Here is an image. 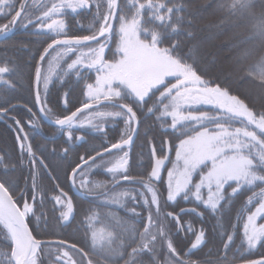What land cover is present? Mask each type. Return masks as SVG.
Wrapping results in <instances>:
<instances>
[{"label": "snow or ice", "instance_id": "6c2138e0", "mask_svg": "<svg viewBox=\"0 0 264 264\" xmlns=\"http://www.w3.org/2000/svg\"><path fill=\"white\" fill-rule=\"evenodd\" d=\"M257 4L264 9V0H220L217 8L232 17L248 16L254 21L249 39L264 40V11L257 15L254 11ZM69 11L74 16L81 11L91 14L90 34L69 33L64 19ZM184 11L181 0H125L124 7L119 0H50V5L33 20L27 0H0V17L7 19V23L0 25V34L7 35L18 24L25 29L32 25L37 34H52L51 42L39 56L40 62L49 55L50 49L60 48L64 54L79 53L67 64L68 70L75 69L77 76L82 69L95 72L94 82L85 85L86 100L82 106L70 114L56 116L52 122L65 130L66 138L71 141L74 128L91 126L95 131L103 132V125L94 120L123 121L125 130L119 140L89 157L92 161L89 168L103 169L111 177L110 195L101 193L107 197L105 203L125 207L132 216L146 221L137 227L135 223L117 219L116 223L125 235L115 243L113 232L94 226L96 214L86 213L84 223L91 233V252L77 248L75 244L65 247L63 240L38 239L30 223L34 219L38 228L39 222L46 219L43 211L45 192L37 183L39 157L21 121L11 117L18 126L19 164L24 166L27 157L31 186L27 181L23 188L16 186L14 181H0V238L4 242L0 246V264H44L45 249L51 264H96L93 255L102 257L105 264H119L120 261L123 264H234L236 257H229L227 253L234 243L236 225L231 226L233 231L230 233L221 232L222 238L226 236L225 254L217 252L212 259V250L203 256L197 255L206 244V230L203 226L196 228L190 220L182 222L181 215L190 212L203 219L204 213L197 207L200 205L215 214L222 207L221 202H231L243 189L259 190L253 191L247 204L257 196L259 200L255 210H249L244 219L241 245H246L244 251L248 253L258 246L264 247V223H257L264 218V110H254L239 95L233 94L227 76L208 77V68L201 66L196 56L197 45L183 51L179 37L184 35L191 39L194 36L190 27L185 28L186 23L190 26L192 22L186 21ZM113 32L117 42L111 58H107L105 51ZM249 54L244 50L242 56L235 58L236 63L240 64ZM40 62L35 68V104L46 119H51L54 113L46 98L50 76L43 75ZM14 71L7 63L0 66V86L15 88V83L9 79ZM243 71L247 79L264 87V56ZM41 83L45 92L43 97ZM4 103L8 106H0V117L7 116L15 108L9 101ZM203 106L214 111L204 110ZM108 107L112 110H101ZM86 110L87 118L81 119ZM27 111L36 117L32 108ZM138 113L155 116L161 129L165 132L171 129L178 143L165 138L158 152L149 138L152 145L150 170L133 176L130 174L129 148L138 132ZM169 117L170 122L167 121ZM233 122H238L239 126H234ZM28 124L34 126L31 120ZM76 139H83V136ZM112 150H116V159L106 161L105 154L112 155ZM173 150L175 159L170 160ZM67 151L65 148L64 152ZM80 159L85 158L81 156ZM166 162H171L172 168L167 171L165 182L162 170ZM39 163L44 164L42 159ZM0 166L7 172L17 165L0 155ZM77 169H80L79 173ZM88 175L80 165L73 168V187L78 178L80 188L86 189L88 194L107 187L105 182H91ZM120 181L140 188L116 191ZM165 184L166 196L161 190ZM57 188L59 193H53L49 198L54 201V210L59 206L58 221L68 222L74 214L72 198L59 185ZM204 189H207L206 196ZM145 192L151 194L150 200ZM161 196H165L163 204ZM178 198L186 202L194 200L195 205L181 208L179 212L167 211L168 203H175ZM127 201L133 205L142 204L147 215L142 217L137 207H129ZM218 225L223 228L219 220ZM176 233L190 234L193 239L185 247H177ZM71 250L79 253L80 258H75ZM243 264H264V255L246 259Z\"/></svg>", "mask_w": 264, "mask_h": 264}, {"label": "trees", "instance_id": "16d2710c", "mask_svg": "<svg viewBox=\"0 0 264 264\" xmlns=\"http://www.w3.org/2000/svg\"><path fill=\"white\" fill-rule=\"evenodd\" d=\"M46 1L44 0L42 2L39 1L37 3L31 4V1L27 0L28 11L31 14L32 19L40 16L44 8L50 5H47ZM21 2H23V0H21ZM173 2H176V0H173ZM181 2L185 5V11L183 15L185 16L186 21L191 20L192 22L190 26L186 23L185 28L190 27V29L194 32V36L191 39L184 35L179 37L182 43L183 51L187 52L192 45L198 46L196 56L198 57L201 66H206L208 68L206 73L208 77H219V74L222 73V71L232 73L235 70L236 72L238 69L237 66L239 65H237L235 62V54H237V57L242 56L244 50H248V52L251 54V57H249V59L246 58L245 63H242V65L239 66L240 68L237 72V76H240L243 72V69L249 64L255 62V60H257L260 56H264V40L249 39L251 34H246L245 36L243 33L241 34L237 31L238 25L243 24V22H247L249 24L254 23V21L250 20L248 16L243 18L231 16L232 19L229 20L230 15L225 11L218 10L217 8L220 0H181ZM119 3L121 7H124L125 0H119ZM204 11H208L211 15L205 18L203 17V14L200 16L201 18L199 17L198 19H193L191 17L195 15V12L203 13ZM254 11L258 15L261 11H264V9H262L260 5L257 4ZM64 19L66 20L67 30L70 34H90L89 29L92 26V16L89 12L81 11L78 16H74L69 11ZM4 23H7V19L0 17V25H3ZM231 25H235L237 27H232L231 29ZM225 29L230 30L227 32L224 31ZM217 30H220V32L215 35ZM225 32H227L225 37L220 36V33ZM207 33V36L212 38L210 39V44L202 43L201 41L203 38H205L204 36H206ZM51 35V33L46 35L37 34L36 29L31 25L27 29H19V31L8 35V37L0 41V66H3L5 63H7L10 67L15 69V71L9 76V79L15 83V88L9 89L6 86H0V106H8L4 103V101H9L13 105L18 104V106H15L14 109L10 110L8 115L14 116L16 119L21 121L25 132L29 136V142L31 143L32 147H34L33 150L41 156L53 176V180L50 179L37 163V166L39 167V181L37 179V183L43 188L45 192L43 211L46 213V219L39 222L38 228L36 227L37 222L34 219L32 220L30 227L35 229L34 234L38 239L55 237L64 241H68L69 243H73L79 247H84V243L82 242L83 237H85L83 229H80L77 223H75L79 220V218L76 219L78 211L76 212L73 221L67 225H64V222L58 221L57 219L59 216V206H56V209L54 210V201H52L49 197L53 193H59L60 189L57 188V185H59L64 191L70 190L69 174L71 170L80 162V156L85 155V157H89L98 149L106 147L107 144L105 145L103 141L105 142L109 140L111 143L118 141L121 133L125 129L124 124H122V121L119 119L115 121L111 119L106 120L108 124L114 125L111 128L112 130H106V133L98 134L97 136L93 135L92 133H86V135H84L85 137L83 136V139H76L77 136H82L83 134H81L79 130L74 129L71 145H67L65 143L66 137L62 135L54 140H46L43 138L42 134H31L29 132V120H31L32 123L37 122L42 127L43 133L46 135L50 134V132H53V127L41 122V118L38 115L34 102L35 68L37 63L40 62V54L43 52L44 48L47 47L48 43L51 42ZM116 42L117 36L116 33L113 32L109 46L105 51L106 57H108L109 53L113 50ZM54 50H50L49 55ZM49 55L46 56L43 62H40L42 65V71ZM75 57L76 54L73 53H68L65 56L56 69L47 90L46 98L48 107L52 109V112L54 113L52 117L54 118L56 116L70 114L71 111H74L77 107L81 106L86 100L85 85L87 83H93L95 80V72H89L87 69H82L80 76H77L75 69H67V64L71 63ZM17 76L18 78H16ZM243 80L248 84L241 86L240 83L237 84L240 93H236L234 90H232V84L231 86L229 85L232 93L239 95L245 100L249 107L253 108L254 110H264V95L261 94L264 93V87L253 80L247 79L245 76ZM244 87L251 89V92L252 90H258L259 95H251L250 92L245 90ZM27 108H32L33 112L36 113L35 118H33L31 114L28 113ZM204 110H208L210 112L214 111L209 107H204ZM138 115L140 117V124L138 127L137 137L130 148V160L133 171L139 175L150 170V148L152 145L149 143V138L152 139V142L155 144L158 152L160 151V144L163 139L167 138L173 143H177L178 141L174 140L175 134L171 129H169L167 132L161 129L160 121H157L155 116H145L143 113H138ZM7 120V116L0 117V155H4L7 161L15 163L17 166L15 169L9 168L7 172H5L3 166H0V179L2 181H14L16 186L19 188H23L25 186V182L27 181L30 187L31 173L29 166L27 165V157H25V165L21 166L19 164V145L16 139L18 132L15 127L11 129L8 125H6ZM167 121L169 122L168 118ZM233 125L239 126L238 122H233ZM51 135H53V133ZM142 138L146 141H141ZM100 144L104 145H101V147ZM41 145L45 146V148H40ZM65 148L68 149L66 153L64 152ZM173 151L170 155L173 154ZM253 191L258 192L259 190L243 189L240 193L232 198L231 202H221L222 207L215 214L210 213L209 210L203 208L202 205L197 206L198 209L204 213L203 219H201L195 213H187L185 218L183 217L184 221H192L196 228L203 226V228L206 230V244L209 243L207 247L208 249H204V245L201 249V254L198 252L197 255L203 256V254L209 252V250H212V259L215 258L217 252L219 255H224L223 243L226 239V236L222 238L220 233L221 227L218 225V220L222 222V225H229L230 228H232L231 226L233 224L236 225L237 227L235 232L237 233V236H240L241 228H243V222H240L241 218H246L249 210H254L255 207L258 206V196L251 204L246 203L247 198L252 195ZM178 201L176 202L177 204ZM75 205L76 208H78V201H75ZM181 205L184 206L186 203L184 204L182 201ZM194 205L195 204H192L190 206ZM104 210L107 212L106 215L110 213V210ZM105 211H102L101 213H104ZM258 221L263 223L264 218H261ZM172 225L174 228L175 224L172 223ZM68 226L71 228H68ZM118 226L116 225L115 227H117L118 233L120 234L122 233V230L121 227L119 228ZM232 231L233 229H231V232ZM183 235L182 233L175 234L174 241L177 247L183 248L189 243V241H186L182 237ZM188 236L189 237L187 240L192 238L190 234ZM3 243L4 242L2 238H0V246H2ZM232 245H234V243L230 246ZM239 247L240 249H235V253L237 252L235 261H244V259H253L259 257L260 255H264V247L258 246L257 249L253 250L251 253L244 251L246 246H242L241 242ZM229 252H233V250H229L228 253ZM241 253H243V255H241ZM229 257H232V255H229ZM43 261L44 264H51L47 249H45L43 254Z\"/></svg>", "mask_w": 264, "mask_h": 264}, {"label": "flooded vegetation", "instance_id": "af4514ba", "mask_svg": "<svg viewBox=\"0 0 264 264\" xmlns=\"http://www.w3.org/2000/svg\"><path fill=\"white\" fill-rule=\"evenodd\" d=\"M42 0H40V2H41ZM33 20H35V19H33ZM24 23H27V20H25L24 21ZM29 26H31V25H29ZM19 29H25V28H23V27H21L19 24L16 26V28H15V30L14 31H12L10 34H12V33H14V32H16V31H19ZM9 34V35H10ZM6 37H8V36H6ZM5 37V38H6ZM4 38V39H5ZM41 93V92H40ZM42 96V95H41ZM43 97V96H42ZM34 102H35V95H34ZM15 106H18V104L17 105H15ZM82 106V105H81ZM35 107H36V110H37V112H38V115H39V117L41 118V116H40V114H39V111H38V108H37V105L35 104ZM80 107V106H79ZM78 108V107H77ZM87 112V110L85 111V113ZM84 113V114H85ZM84 114H82V115H84ZM81 115V116H82ZM80 116V117H81ZM3 117H5V116H3ZM7 117H8V120L6 121V125H8L11 129H13V127H15L16 129L18 128V126L15 124V121L11 118V117H14V116H9V115H7ZM51 119H55L54 117H52ZM122 121V120H121ZM41 122L42 123H44V124H46V125H48V126H51V127H53V129H52V131L53 132H50V134H44L43 133V130H42V127L37 123V122H33V125L34 126H29V124H28V128H29V132L31 133V134H35V133H38V134H42V136H43V138H45L46 140H54V139H57V138H59L61 135L62 136H64V137H66V132L64 131V130H59V129H61V128H59V127H55V126H52V125H49V124H47L46 122H44V120L41 118ZM102 122V124L104 125L103 126V128H104V131L103 132H97V131H95L93 128H91V127H84V128H74L75 130L77 129V130H79V132L81 133V134H83L82 136H84V135H86V133H88V134H90V133H92L93 135H95V136H97L98 134H102V133H106V130H112L111 128L114 126V125H112V124H108L107 122H106V120L105 121H101ZM122 124H123V121H122ZM54 128H56V129H54ZM73 129V130H74ZM58 131H61V132H58ZM53 133V135H51ZM20 135H23L22 133L20 134ZM85 137V136H84ZM66 141H65V143L67 144V145H71L72 144V140L71 141H69L67 138L65 139ZM103 143L106 145L107 144V146L106 147H110V144H111V142L108 140V141H103ZM114 143V142H113ZM104 144H100V146L101 145H104ZM67 145H66V147H67ZM132 146V145H131ZM131 146H130V148H131ZM102 147V146H101ZM101 147H99V148H101ZM37 148V147H36ZM40 148H42V149H44L45 148V146H40ZM130 148H129V152H130ZM33 149H34V147H33ZM96 149H98V148H96ZM103 149V148H102ZM102 149H98L99 151H102ZM112 153L114 154V153H116V150H112ZM36 154H37V156L39 157V159H42L41 158V156L36 152ZM96 155V152L95 153H93L92 155H90L89 157H91V156H95ZM109 156H111V155H109V154H105V156H104V158H106V157H109ZM130 156H131V154H130ZM81 157V156H80ZM83 157L85 158L83 161L80 159V162L77 164V165H79L80 163H82V162H84V161H86V160H88L89 159V157H85V155H83ZM39 159L37 160V163H38V165H40V167L43 169V171H44V173L50 178V179H52L53 180V176H52V174H51V172L49 171V169L47 168V166L45 167V163L43 164V165H41L40 163H39ZM43 160V159H42ZM99 161V157H97V162ZM44 162V161H43ZM129 163H130V174L131 175H133V176H140V175H143L144 173H142V174H136V172L135 171H133V168H132V165H131V160L129 161ZM92 164V161L90 160V162L88 163V164H86V165H84L83 167H82V169L84 170L86 167H88L89 165H91ZM76 165V166H77ZM75 166V167H76ZM74 167V168H75ZM36 168H37V171H38V173H39V167L38 166H36ZM80 171V170H79ZM79 171H78V173H79ZM71 172H72V170H71ZM71 172H70V174H71ZM70 174H69V183H70ZM165 174V173H164ZM164 174L162 175L163 176V178H164ZM91 182H105L106 183V185H107V187L106 188H104V189H96L92 194H88L87 193V190L86 189H82V188H80V184L78 183V179H77V182H76V186H75V189L78 191V189H79V192H75L74 190H73V188H72V185H71V183H70V190L69 191H64V192H67L68 193V195L72 198V202H73V205H74V214H73V217L68 221V222H64V225H67V224H69L70 222H72L73 221V219L75 218V215H76V212L78 211V213H77V215H78V218H79V220H78V222H75V223H77V225H78V227L80 228V229H83V232H84V236L85 237H83V239H82V242L85 244V246L84 247H82V246H77L78 248H83L85 251H89V252H91V248H92V246H91V244H90V231L88 230V227H87V225L84 223V220H85V214L87 213V214H91V213H95L96 214V219L93 221V224H94V226L97 228V227H104V228H106V229H108L109 231H111V232H113L114 234H115V243H119V240H120V238L123 236V235H125V234H123V233H118V230H117V227H115L116 225H117V223H116V220L117 219H120V220H122V221H126L127 223H129V224H132V223H135L136 225H137V227H140L143 223H145L146 221H143L142 219H140V218H138V217H134V216H132L130 213H128L127 211H126V208L125 207H122V206H114V205H111V204H108V203H105V200H106V196L105 195H103V194H101V193H108V195H110V193H109V189H111L112 188V183H111V177H110V175H108L106 172H105V170H103V169H94V170H92L90 173H89V175H88V177H87ZM37 179H38V181H39V175H38V177H37ZM15 180H16V178H15ZM164 180H165V178H164ZM0 181H2L1 179H0ZM133 187V185H129L127 182H124V181H120V185H119V187ZM89 187H91V184H89ZM135 188H140V186L139 185H135L134 186ZM158 187H159V185H158ZM117 189V188H116ZM142 190V189H141ZM161 190H164L165 191V185H164V188L163 189H161ZM143 191V190H142ZM165 193H166V191H165ZM146 196H147V198L149 199V197H148V195L147 194H145ZM165 196H166V194H165ZM165 196H161L160 197V199H161V204H163V202H164V199H165ZM74 199H75V201L77 202L78 201V208H76V205H75V201H74ZM150 200V199H149ZM178 200H179V198H178ZM177 200V201H178ZM176 201V202H177ZM172 203V202H169L168 203V205H167V211H173V212H179L180 211V209L182 208H180V207H178V205H177V203ZM127 204H128V206L129 207H131V206H136L137 207V211L138 212H140L141 213V216L143 217V216H146L147 215V212L145 211V209L143 208V206H142V204H139V205H133L130 201H127L126 202ZM172 207V208H171ZM191 207H193V206H186V207H183V208H185V209H187V208H191ZM104 209H108V210H110V213H108L107 215H106V211L104 210ZM170 209V210H169ZM102 211H105L104 213H101ZM153 212H155V206H153ZM187 213H190V212H186V213H184V214H182L181 215V221H184L183 220V216H185ZM113 216V217H112ZM185 221H187V220H185ZM172 223H174L175 224V222L173 221ZM194 225V224H193ZM70 226V225H69ZM68 226V228H71V227H69ZM118 226V225H117ZM195 226V225H194ZM119 228H120V226H118ZM88 236H87V235ZM51 239H57V240H61V239H59V238H41L40 240H51ZM88 240H89V242H88ZM64 241V240H63ZM65 242H68V241H65ZM69 243V242H68ZM71 244H73V243H71ZM91 247V248H90ZM71 251H73V254H74V256H75V258H77V259H79L80 258V255L78 254V253H76L74 250H71ZM92 258L96 261V264H105V260L102 258V257H100V256H98V255H93L92 256ZM243 262V261H242ZM119 264H123V261H120L119 262Z\"/></svg>", "mask_w": 264, "mask_h": 264}, {"label": "rangeland", "instance_id": "374dc122", "mask_svg": "<svg viewBox=\"0 0 264 264\" xmlns=\"http://www.w3.org/2000/svg\"><path fill=\"white\" fill-rule=\"evenodd\" d=\"M31 2V4H34V3H37V2H39L40 0H30ZM42 1H44V0H42ZM41 1V2H42ZM46 1V0H45ZM46 3H47V5H49L50 4V0H47L46 1ZM204 14V16L203 17H208V16H210L211 14H209V12L207 11V12H195V15H193V16H191L193 19H198L200 16H202ZM201 18V17H200ZM232 19V17L230 16L229 17V20H231ZM253 21V20H252ZM251 21V22H252ZM253 24V23H252ZM252 24H249V23H247V22H243V24H240V25H238V27H239V29H238V27L237 26H235V25H231L230 27H231V29H232V27H237V31L238 32H240L241 34L243 33V35H245L246 36V34H252L253 33V26H252ZM219 29V28H218ZM228 30H230V29H225L224 31H227L228 32ZM220 32V30H217L216 32H215V35H217L218 33ZM227 32H225V33H220V36H222V37H225L227 34ZM208 35V33L206 34V36H204L205 38H203L201 41H202V43H208V44H210L209 42H211V40L210 39H212V38H210V36H207ZM201 39V38H200ZM199 39V40H200ZM116 45V44H115ZM115 45H114V47H113V50L109 53V55H108V57L107 58H111V56H112V54H113V52H114V50H115ZM93 46H95V45H93ZM84 51H87L86 49H84ZM58 53H59V55H58ZM79 53H76V55H78ZM67 54H64L63 52H62V50L60 49V48H56L53 52H51V54L49 55V57H48V59H47V61H46V63H45V65H44V69H43V75H46V76H50V83H51V80H52V78H53V76H54V74H55V71H56V69L58 68V66H59V64H60V62L65 58V56H66ZM236 56H235V58H237V54H235ZM238 57H240V56H238ZM249 57H251V54H249L248 56H247V58L249 59ZM76 58V57H75ZM236 62V61H235ZM242 63H245V59L244 60H242L241 61V63L240 64H237V65H242ZM232 65V64H231ZM239 66H237L238 67V69L236 70V72H235V70L231 73H228V72H226V71H222V73H220L219 74V77L220 78H224L225 76H227L229 79H227V83L231 86V84H232V90H234L236 93L238 92V93H240V90H239V87H238V85L237 84H239L240 83V86L241 85H246V84H248L246 81H244L243 80V78H244V76H245V73H244V71L242 72V74L240 75V76H237V72H238V70H239ZM228 69V68H227ZM235 72V73H234ZM234 73V74H233ZM244 73V74H243ZM16 78H18V76L16 77ZM35 78V77H34ZM50 85V84H49ZM242 88H243V86H242ZM245 88V90H247L248 92H250V94L251 95H253V96H257V95H259V93H258V90H252V92H251V89H249V88H246V87H244ZM239 90V91H238ZM40 92H41V95L42 96H44L45 95V92H44V89H43V85H42V83H41V85H40ZM204 107H208V106H203V108ZM101 110H112L110 107H108V108H102ZM93 111H95V109H93ZM87 116H88V112H86L84 115H82L80 118L81 119H86L87 118ZM169 119V122H170V117L168 118ZM94 123H96V124H102V122H101V120H94ZM103 125V124H102ZM104 126V125H103ZM86 127H91V126H86ZM92 128V127H91ZM59 130H63V129H59ZM58 132H61V131H58ZM137 137V136H136ZM143 138H145L144 136H142ZM141 139V141H146L145 139ZM136 139V138H135ZM178 143V142H177ZM106 161L107 160H114V159H116V155H115V153L114 154H112L111 156H109V157H106V158H104ZM175 159V152L173 151V154L172 155H170V160H174ZM99 162V161H98ZM150 164V163H149ZM172 168V163L171 162H168V164H167V166L165 167V169H164V178H165V182H166V180H167V171L169 170V169H171ZM92 170H94V168L93 169H90L89 168V166L88 167H86L83 171L85 172V173H87V174H89ZM163 177V176H162ZM198 179V178H197ZM78 183H79V178H78ZM80 184V183H79ZM134 187V186H133ZM124 188H131L130 186L129 187H118L117 189H116V191H119V190H121V189H124ZM143 190V189H142ZM165 191H166V184H165ZM203 193L205 194V196H206V194H207V189H204L203 190ZM145 194H147L148 195V197H149V199H151V194L150 193H147V192H145ZM166 194V193H165ZM184 202V204L186 203V205L187 204H189V205H187V206H190V205H192V204H195V201L194 200H190V201H188V202H186V201H184V200H182L181 198H179V201H178V206L181 208H183V207H186V205H184V206H182L181 205V202ZM108 204H110V203H108ZM180 204V205H179ZM111 205H114V206H119L118 204H111ZM172 208V207H171ZM170 210V209H169ZM255 210V209H254ZM254 210H252V211H254ZM200 211V210H199ZM113 217V216H112ZM184 218H185V216H183ZM76 219H78V215L76 216ZM244 219H246L245 217H243V218H241V221L240 222H244ZM183 222V221H182ZM257 223L258 224H260V221H257ZM264 223V222H263ZM234 225V224H233ZM242 226H243V223H242ZM97 228H104V227H97ZM106 229V228H105ZM231 229L232 228H230V226L228 225H226V224H223V228H220V233L222 232V231H224V232H231ZM107 231H109L108 229H106ZM243 232V228H241V233ZM236 233V232H235ZM240 233V236H237V233H236V235H234L235 237H234V245H232V246H230V249L229 250H233V252H229V253H227L228 255H232V256H236L237 255V252L235 253V249L237 248V249H240V247H239V245H240V242H241V239H242V234ZM184 233H182V235H183ZM87 235V234H86ZM88 236V235H87ZM186 241H191L192 239H193V237L192 238H189V240H187L188 239V235L186 236L185 234L182 236ZM90 244H91V246H92V241H91V233H90ZM88 242H89V240H88ZM208 245H209V243H207V244H205V246H204V249H208L207 247H208ZM84 246H85V244H84ZM246 246V245H245ZM91 248V247H90ZM200 254H201V251L199 252ZM203 253V252H202ZM225 254V253H224ZM258 258V257H257ZM245 260V259H244ZM243 260H240V261H235V263L234 264H238V263H241Z\"/></svg>", "mask_w": 264, "mask_h": 264}, {"label": "water", "instance_id": "95a60500", "mask_svg": "<svg viewBox=\"0 0 264 264\" xmlns=\"http://www.w3.org/2000/svg\"><path fill=\"white\" fill-rule=\"evenodd\" d=\"M114 23H115V22H114ZM10 33H11V32H10ZM10 33H8L7 35L0 34V41L3 40L6 36H8ZM101 39H103V38H101ZM50 50H51V49H50ZM36 91H37V86H36L35 79H34V95L36 94ZM80 107H81V106H80ZM37 108H38L39 114H40L41 118L44 120V122H46V123L49 124V125H52V126L58 127V126H56V125L52 122V121H54V119H46V118L44 117V115L40 112V110H39V106H37ZM136 135H137V134H136ZM135 138H136V136L134 137L132 144L134 143ZM132 144H131V145H132ZM86 161H87V163H85V161H84V162H82V163L79 164V165L81 166V168H82L84 165L88 164V163L90 162V159H88V160H86ZM167 164H168V162H166L165 167L167 166ZM76 167H77V166H76ZM76 167H75V168H76ZM165 167H164L163 170H162V175H163V173H164V169H165ZM79 170H80V169H77V172H78ZM71 174H72V172H71ZM71 174H70V183H71V185H72V188H73V190H74L75 192H79V191H77V190L75 189V187H73ZM43 241H61V240H57V239L54 240V239H51V240H43ZM68 245H72V244L66 242L65 247H67ZM77 248H78V247H77ZM238 264H243V262L238 263Z\"/></svg>", "mask_w": 264, "mask_h": 264}]
</instances>
